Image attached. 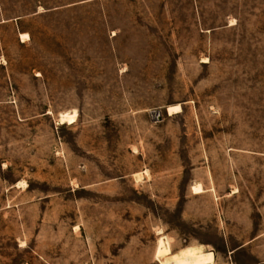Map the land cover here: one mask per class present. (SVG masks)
<instances>
[{
    "label": "rangeland",
    "instance_id": "374dc122",
    "mask_svg": "<svg viewBox=\"0 0 264 264\" xmlns=\"http://www.w3.org/2000/svg\"><path fill=\"white\" fill-rule=\"evenodd\" d=\"M0 264H264V0H0Z\"/></svg>",
    "mask_w": 264,
    "mask_h": 264
},
{
    "label": "bare ground",
    "instance_id": "6f19581e",
    "mask_svg": "<svg viewBox=\"0 0 264 264\" xmlns=\"http://www.w3.org/2000/svg\"><path fill=\"white\" fill-rule=\"evenodd\" d=\"M22 37H23V39H26L29 36L28 35H23ZM179 111H182V107L181 106H173V107L170 108V113L171 114L176 113V112L179 113ZM74 113L75 114H72V113L68 112V113L63 114L61 116L62 124H66V123L74 124L76 122V120H77V115H76L77 112H74ZM195 189H196L195 190L196 192L197 191L199 192L201 190V187H196Z\"/></svg>",
    "mask_w": 264,
    "mask_h": 264
}]
</instances>
